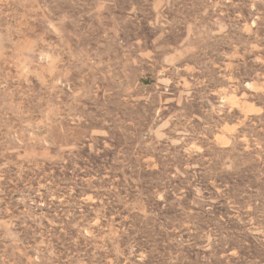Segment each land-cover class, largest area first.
I'll use <instances>...</instances> for the list:
<instances>
[{
  "label": "rangeland",
  "instance_id": "1",
  "mask_svg": "<svg viewBox=\"0 0 264 264\" xmlns=\"http://www.w3.org/2000/svg\"><path fill=\"white\" fill-rule=\"evenodd\" d=\"M0 264H264V0H0Z\"/></svg>",
  "mask_w": 264,
  "mask_h": 264
},
{
  "label": "trees",
  "instance_id": "2",
  "mask_svg": "<svg viewBox=\"0 0 264 264\" xmlns=\"http://www.w3.org/2000/svg\"><path fill=\"white\" fill-rule=\"evenodd\" d=\"M140 246H144V244L140 242Z\"/></svg>",
  "mask_w": 264,
  "mask_h": 264
}]
</instances>
